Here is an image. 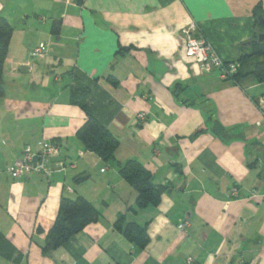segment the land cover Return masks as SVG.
Listing matches in <instances>:
<instances>
[{
  "label": "crops",
  "instance_id": "1",
  "mask_svg": "<svg viewBox=\"0 0 264 264\" xmlns=\"http://www.w3.org/2000/svg\"><path fill=\"white\" fill-rule=\"evenodd\" d=\"M257 7L264 0H0V17L17 23L0 100V233L12 249L0 264H264V82L202 73L180 36L195 24L238 61L261 33ZM88 116L118 139L114 160L78 141ZM43 144L59 146L63 167L11 179L12 161ZM130 160L164 188L157 205L137 208L119 174ZM79 198L96 221L45 254L61 201ZM117 223L144 229V247Z\"/></svg>",
  "mask_w": 264,
  "mask_h": 264
},
{
  "label": "trees",
  "instance_id": "2",
  "mask_svg": "<svg viewBox=\"0 0 264 264\" xmlns=\"http://www.w3.org/2000/svg\"><path fill=\"white\" fill-rule=\"evenodd\" d=\"M254 14L256 20L258 19V31L263 32L264 30L259 24V22L264 21V12L261 7H257ZM13 32L12 25L6 19L0 17V100L5 96L3 76ZM236 62L239 67L238 72L228 81L242 76H251L260 82H264V44L251 42L246 52ZM76 91L81 92V89ZM81 93V95L78 93V98L77 94L74 95L78 104L85 110V92ZM76 137L86 151L96 154L104 161L114 160L119 147L118 139L108 129L101 127L91 116H88L85 124L77 131ZM119 174L136 191L137 208L142 209L159 203L164 188L156 187L152 182L151 173L138 162L134 160L127 161L119 167ZM83 179V177H78L75 181L79 182ZM96 218V211L85 200L81 198L76 200L63 199L60 203L59 215L47 236L42 251L45 254H50L54 249L59 248L68 241L71 236L79 233L87 225L94 223ZM116 228L121 230L129 241L134 242L141 248L147 243L144 229H140L136 225L128 224L120 229L119 223H117ZM11 251L10 245L0 233V257L10 259Z\"/></svg>",
  "mask_w": 264,
  "mask_h": 264
},
{
  "label": "built area",
  "instance_id": "3",
  "mask_svg": "<svg viewBox=\"0 0 264 264\" xmlns=\"http://www.w3.org/2000/svg\"><path fill=\"white\" fill-rule=\"evenodd\" d=\"M180 36L186 42V56L195 59L202 73L217 72L222 81L231 80L238 72V64L236 61L225 62L215 52L212 45L198 34L195 24L180 31ZM42 55L40 48H35L30 53V59L33 60ZM260 104L264 105V96L260 99ZM139 118L142 120L143 116ZM60 148L57 144H43L37 152L31 147L23 150L22 156L12 161L6 168L8 176L13 179L27 178L32 174H39L48 178L54 172V160L59 155ZM56 167H63L62 163H56ZM236 197V191L232 194ZM189 227V223L184 221L180 228L183 230ZM191 263L192 260L188 259Z\"/></svg>",
  "mask_w": 264,
  "mask_h": 264
},
{
  "label": "water",
  "instance_id": "4",
  "mask_svg": "<svg viewBox=\"0 0 264 264\" xmlns=\"http://www.w3.org/2000/svg\"><path fill=\"white\" fill-rule=\"evenodd\" d=\"M57 17L56 15L53 16V21L56 22V25H59V21H56ZM261 25L264 27V21L260 22ZM253 43H259V44H264V31L259 33L257 36V39L255 41H253Z\"/></svg>",
  "mask_w": 264,
  "mask_h": 264
},
{
  "label": "rangeland",
  "instance_id": "5",
  "mask_svg": "<svg viewBox=\"0 0 264 264\" xmlns=\"http://www.w3.org/2000/svg\"><path fill=\"white\" fill-rule=\"evenodd\" d=\"M54 13H55L54 11H53V13H49V14H50L49 16L52 18L53 15H54ZM13 27H14V28H17V23H15V25H13ZM16 38H17V36H16ZM16 38H15V39H16Z\"/></svg>",
  "mask_w": 264,
  "mask_h": 264
},
{
  "label": "flooded vegetation",
  "instance_id": "6",
  "mask_svg": "<svg viewBox=\"0 0 264 264\" xmlns=\"http://www.w3.org/2000/svg\"><path fill=\"white\" fill-rule=\"evenodd\" d=\"M262 26V25H261ZM262 30H264V27L262 26Z\"/></svg>",
  "mask_w": 264,
  "mask_h": 264
}]
</instances>
